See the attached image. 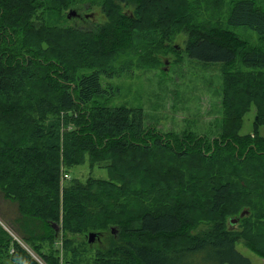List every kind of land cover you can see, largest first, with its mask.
<instances>
[{
    "label": "trees",
    "instance_id": "trees-1",
    "mask_svg": "<svg viewBox=\"0 0 264 264\" xmlns=\"http://www.w3.org/2000/svg\"><path fill=\"white\" fill-rule=\"evenodd\" d=\"M82 5L83 0H0V194L15 211L6 217L32 250L13 243L0 224V254L11 264H253L237 248L243 240L264 259V50L229 30L208 28L186 0H106L110 22L83 34L37 17L42 9L58 17ZM123 6L137 8V15L122 13ZM143 21L163 34L147 58L164 53L169 62L187 54L222 66L223 131L211 149L192 135L182 144L165 138L144 125L139 109L92 105L107 95L103 71L74 77L67 44L77 37L82 54L94 46L96 53H123L134 46ZM227 25L264 36V3H233ZM182 34L185 52L175 43ZM252 107L253 128L243 134ZM62 113L68 127L63 134ZM136 155L142 156L138 162L131 159ZM118 160L130 164L125 175ZM86 164L105 165L109 178L86 184L64 178V171ZM133 169L167 188V195L154 197L143 182L128 191ZM179 190L184 197L172 193ZM131 201L144 208L136 211ZM90 233L97 234L94 242Z\"/></svg>",
    "mask_w": 264,
    "mask_h": 264
},
{
    "label": "rangeland",
    "instance_id": "rangeland-1",
    "mask_svg": "<svg viewBox=\"0 0 264 264\" xmlns=\"http://www.w3.org/2000/svg\"><path fill=\"white\" fill-rule=\"evenodd\" d=\"M83 1L84 5L81 7H72V10L77 13L75 17H68L70 11H72L71 9L64 10L62 15L58 17L50 16L45 9H42L37 17L57 21L62 28L72 30L78 34L96 32L110 22L107 13L103 10L106 0ZM238 1L186 0L187 3L195 7L198 20L208 28L229 30L251 48L264 50V36L247 27H229L227 25L231 5ZM251 1L257 6H262L264 3V0ZM121 11L122 13L137 15V8L135 7L123 6ZM138 18L145 19L141 15ZM155 20L157 21L158 18H155ZM33 22L36 23L37 20L34 19ZM142 28L135 33L134 46L123 53L102 54L101 50H99L101 53H96V47L92 48V43L94 44V42L89 38L92 36L86 35L85 38L90 39L89 48H92V51H85L82 54L81 51L77 50L78 38L76 37L71 45L67 44L66 48L68 65L74 67V77L77 78L84 74L90 75L95 70L103 71L105 75L101 77V84L107 91V95L95 97L92 105H104L109 108L127 106L130 109H139L136 112L140 116L143 113L144 125L147 128H154L162 133L165 138L176 139L180 144L184 141H189L188 136L192 135L195 139H204L211 149L213 141L221 137L223 131L222 105L224 84L222 66L220 63H204L191 59L187 54H184L179 60L170 58L169 62L164 58L166 56L164 53H160L156 60L147 58L146 55L150 53L156 42L163 37V34L151 28L150 25L145 24L144 21ZM154 31L156 32L155 34ZM175 43L180 45L183 52L186 51L187 37L185 35H179ZM43 49L46 52L50 51V48L46 45ZM237 65L238 62L231 67L234 68ZM55 69L60 71L59 67H55ZM107 76H112V78ZM50 82L52 81L50 80ZM63 116L62 113L60 120L62 134L68 130V127L64 124ZM255 116L256 109L252 107L244 118L243 134L252 131ZM141 157V155H136L131 157V159L134 158L138 162ZM169 158H171L170 155H164V159ZM155 159L163 163V157L160 155H157ZM182 162L181 160L180 163ZM118 165L121 167L123 175H125L124 171H129L130 164L128 166L125 162L118 160ZM179 165L177 164L176 166ZM132 172L134 175L132 183L134 185L127 187L128 191H136V188L140 187L137 183L143 182L149 185L151 194L154 197L162 198L167 195V188L159 186L154 180L144 178L136 169H133ZM64 173V175L68 174L69 177L72 175L73 178L79 179L82 184H86L93 179L105 181L109 178L105 165L91 168L86 164L71 169L69 173L66 171ZM192 184L194 185V182ZM205 186L206 182H203L198 187ZM190 190L193 192L192 189ZM172 193L174 195L177 194L180 198L185 195L182 190L172 191ZM186 198L187 196L183 199L184 202ZM130 205L136 211L144 208V203L140 201H134L133 203L131 201ZM9 207L10 205L0 194V224L16 232L12 224L9 223L12 217L10 215L6 217L5 214L10 213L12 216L15 214V211ZM229 220L230 218H228V222ZM236 223L234 224L237 225ZM16 233L19 234L18 232ZM57 233L58 241H56V247L60 250L62 258L63 230ZM78 237L82 236H72L71 239L75 241ZM177 242L180 243L178 239ZM237 248L253 264H264V260L256 253L250 251L243 240L237 244ZM34 257L37 258L36 256ZM0 261H5L6 264V258L3 254H0ZM7 261H10V259H7Z\"/></svg>",
    "mask_w": 264,
    "mask_h": 264
},
{
    "label": "water",
    "instance_id": "water-1",
    "mask_svg": "<svg viewBox=\"0 0 264 264\" xmlns=\"http://www.w3.org/2000/svg\"><path fill=\"white\" fill-rule=\"evenodd\" d=\"M75 16H77L76 11H73V10L70 11L68 17H69V18H72V17H75ZM246 214H247V212L244 211V212L241 214V217H244ZM234 223H236V220H233V224H234ZM96 238H97V234H96V233H90V234H89V242H94Z\"/></svg>",
    "mask_w": 264,
    "mask_h": 264
},
{
    "label": "crops",
    "instance_id": "crops-1",
    "mask_svg": "<svg viewBox=\"0 0 264 264\" xmlns=\"http://www.w3.org/2000/svg\"><path fill=\"white\" fill-rule=\"evenodd\" d=\"M9 223H11L12 226L15 228L13 222H10V221H9ZM1 225H2V224H1ZM2 226H3V225H2ZM4 230H5V229H4ZM14 230L16 231V229H14ZM16 232H17V231H16ZM262 260H264V259H262ZM4 264H5V261H4ZM6 264H11V262L6 260Z\"/></svg>",
    "mask_w": 264,
    "mask_h": 264
},
{
    "label": "bare ground",
    "instance_id": "bare-ground-1",
    "mask_svg": "<svg viewBox=\"0 0 264 264\" xmlns=\"http://www.w3.org/2000/svg\"><path fill=\"white\" fill-rule=\"evenodd\" d=\"M66 176V175H65ZM64 180V179H63ZM44 263V262H43Z\"/></svg>",
    "mask_w": 264,
    "mask_h": 264
}]
</instances>
